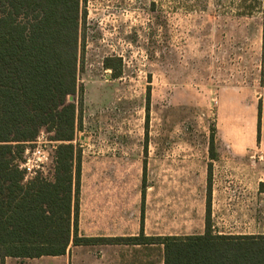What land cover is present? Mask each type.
<instances>
[{
	"label": "rangeland",
	"instance_id": "rangeland-1",
	"mask_svg": "<svg viewBox=\"0 0 264 264\" xmlns=\"http://www.w3.org/2000/svg\"><path fill=\"white\" fill-rule=\"evenodd\" d=\"M79 7V233L137 235L145 167V235L204 232L207 177L214 233L264 235L257 190L264 181V0H80ZM106 58L113 67H104ZM39 133L54 141L48 129ZM162 260V246L96 244L4 264Z\"/></svg>",
	"mask_w": 264,
	"mask_h": 264
},
{
	"label": "trees",
	"instance_id": "trees-1",
	"mask_svg": "<svg viewBox=\"0 0 264 264\" xmlns=\"http://www.w3.org/2000/svg\"><path fill=\"white\" fill-rule=\"evenodd\" d=\"M79 5L80 0H0V264L5 257L59 256L70 245L96 244L162 246L163 264H264V235L214 233L210 177L203 233L144 234V167L138 234H79L81 155L73 144L83 95L77 84L84 47ZM104 67H113L110 58ZM119 75V69L112 73ZM75 94L78 102L68 101ZM257 115L259 140L260 102ZM42 128L58 141L53 178L23 182L19 162ZM209 153L215 158L214 129Z\"/></svg>",
	"mask_w": 264,
	"mask_h": 264
},
{
	"label": "built area",
	"instance_id": "built-area-1",
	"mask_svg": "<svg viewBox=\"0 0 264 264\" xmlns=\"http://www.w3.org/2000/svg\"><path fill=\"white\" fill-rule=\"evenodd\" d=\"M57 142L47 141L43 134L39 133L35 140L27 144L18 165L23 173V182L36 177L52 180Z\"/></svg>",
	"mask_w": 264,
	"mask_h": 264
},
{
	"label": "crops",
	"instance_id": "crops-1",
	"mask_svg": "<svg viewBox=\"0 0 264 264\" xmlns=\"http://www.w3.org/2000/svg\"><path fill=\"white\" fill-rule=\"evenodd\" d=\"M230 92H224L223 93V96H227V95H231V94H229ZM211 178L212 177H210V221H211ZM262 183H264V181H261L259 184H258V191H259V193H264V190L262 189ZM80 186H81V179H80ZM207 190H208V177H207V187H206V198H207ZM79 197H80V194H79ZM206 198H205V211H204V220H205V212H206ZM144 203H145V200H144ZM78 219H79V217H78ZM212 223V222H211ZM204 227H205V222H204ZM212 227H213V225H212ZM140 229V228H139ZM78 230H79V223H78ZM143 232H144V218H143ZM203 233V232H202ZM80 234V233H79ZM80 235H82V234H80ZM189 235V234H188ZM85 236H88V235H85ZM71 246H77V245H70L69 247H71ZM129 246V245H128ZM133 247V246H132ZM68 250H69V248H68ZM67 250V251H68ZM66 254V253H65ZM65 254H63V255H65ZM59 256H62V255H59ZM42 257V256H41ZM5 258H7V257H5ZM4 258V259H5ZM12 258H19V257H12ZM37 258H39V257H37ZM3 264H4V261H3Z\"/></svg>",
	"mask_w": 264,
	"mask_h": 264
}]
</instances>
